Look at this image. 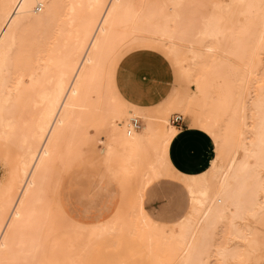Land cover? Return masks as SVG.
<instances>
[{"label": "snow or ice", "instance_id": "6c2138e0", "mask_svg": "<svg viewBox=\"0 0 264 264\" xmlns=\"http://www.w3.org/2000/svg\"><path fill=\"white\" fill-rule=\"evenodd\" d=\"M0 18L5 63L37 32L72 37L0 189V264H264V0H15ZM23 102L0 83L5 148Z\"/></svg>", "mask_w": 264, "mask_h": 264}, {"label": "bare ground", "instance_id": "6f19581e", "mask_svg": "<svg viewBox=\"0 0 264 264\" xmlns=\"http://www.w3.org/2000/svg\"><path fill=\"white\" fill-rule=\"evenodd\" d=\"M31 2L43 3L46 0H31ZM52 2H62V0H52ZM0 3H15V0H0ZM0 30H3L2 18H0ZM59 41V44L54 47L53 40L49 39L46 33L37 32L30 40V46L37 50L36 54L24 60L17 51L11 55L7 63L4 61L3 47L0 46V83L5 79L12 80L14 86L18 83L24 98L23 104L13 116L20 128L18 135L12 140L15 144L17 142L16 148L13 149L10 144L5 148L4 142L0 141V162L4 165V161L6 159L8 161V166L4 168L0 176V189L15 182L16 169L23 167L28 150L33 144V132L47 115L49 97L56 88V62L62 55L71 54L72 37L63 35L59 37ZM65 41H67V49ZM62 110V108L59 109V111ZM75 131L74 122L69 121V139ZM8 151H14L13 157L7 153ZM13 161L14 166L11 164ZM17 191H19L18 185ZM253 242L259 243L258 238H253Z\"/></svg>", "mask_w": 264, "mask_h": 264}, {"label": "crops", "instance_id": "0c3cea01", "mask_svg": "<svg viewBox=\"0 0 264 264\" xmlns=\"http://www.w3.org/2000/svg\"><path fill=\"white\" fill-rule=\"evenodd\" d=\"M174 154V153H173ZM210 153L207 150V148H205L203 155L200 158V163L196 166H189L187 168V172L189 174H198L200 169H203L205 167L206 164H208L210 162Z\"/></svg>", "mask_w": 264, "mask_h": 264}, {"label": "rangeland", "instance_id": "374dc122", "mask_svg": "<svg viewBox=\"0 0 264 264\" xmlns=\"http://www.w3.org/2000/svg\"><path fill=\"white\" fill-rule=\"evenodd\" d=\"M74 135H77V136H79L80 135V132L79 131H75V134ZM16 144H17V142H16ZM15 143H10V145H11V147L14 149V148H16V145ZM6 152V151H5ZM8 154H10V156L11 157H13V154H14V151H8L7 152ZM14 163V164H13ZM12 166H14L15 165V162L13 161L12 163ZM4 168H5V165H3V163L1 164V162H0V176H1V174L4 172L3 170H4ZM187 175H189V176H195V175H198V174H189V173H186Z\"/></svg>", "mask_w": 264, "mask_h": 264}]
</instances>
